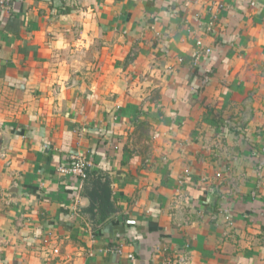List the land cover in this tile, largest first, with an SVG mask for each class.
<instances>
[{
  "label": "crops",
  "instance_id": "1",
  "mask_svg": "<svg viewBox=\"0 0 264 264\" xmlns=\"http://www.w3.org/2000/svg\"><path fill=\"white\" fill-rule=\"evenodd\" d=\"M0 264H264V0L0 8Z\"/></svg>",
  "mask_w": 264,
  "mask_h": 264
},
{
  "label": "trees",
  "instance_id": "2",
  "mask_svg": "<svg viewBox=\"0 0 264 264\" xmlns=\"http://www.w3.org/2000/svg\"><path fill=\"white\" fill-rule=\"evenodd\" d=\"M87 179L92 183L91 190L87 191L90 200V211H94L101 221L105 220L115 212L110 201L111 190L109 179L104 175H96L87 171Z\"/></svg>",
  "mask_w": 264,
  "mask_h": 264
},
{
  "label": "built area",
  "instance_id": "3",
  "mask_svg": "<svg viewBox=\"0 0 264 264\" xmlns=\"http://www.w3.org/2000/svg\"><path fill=\"white\" fill-rule=\"evenodd\" d=\"M13 0H0V8L5 9L7 8ZM197 45L202 48L201 42H197ZM200 53L203 54H209L210 49H204L203 51L201 50ZM92 167V163L87 161L84 158H73L71 160V163L67 166H61L58 168V173L59 175L62 176H71L75 179H78L79 181H84L87 178V171ZM224 212V213H223ZM223 217L226 219V221L230 222V216L228 213H225L226 211H223ZM127 223L133 224V221H128ZM57 252V250H55ZM187 257L185 255H181L178 257L179 263H184L186 262Z\"/></svg>",
  "mask_w": 264,
  "mask_h": 264
}]
</instances>
